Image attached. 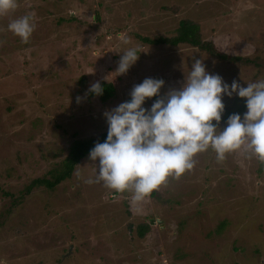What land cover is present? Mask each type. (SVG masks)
Segmentation results:
<instances>
[{
  "label": "rangeland",
  "instance_id": "1",
  "mask_svg": "<svg viewBox=\"0 0 264 264\" xmlns=\"http://www.w3.org/2000/svg\"><path fill=\"white\" fill-rule=\"evenodd\" d=\"M26 12L35 29L21 43L6 25ZM183 19L199 24L201 38L222 51L264 60V0H18L0 17V264H264V160L245 145L221 160L211 147L196 153L191 169L168 175L140 200L131 188L95 180L88 155L54 190L25 194L75 139L107 131L102 113L130 99L145 77L162 78L163 95L179 88L200 58L229 84L264 80V67L139 37L173 38ZM127 47L142 52L116 75ZM101 80L115 84L106 101L89 96ZM244 99L233 94L223 102ZM150 218V230L139 236L138 225Z\"/></svg>",
  "mask_w": 264,
  "mask_h": 264
},
{
  "label": "clouds",
  "instance_id": "2",
  "mask_svg": "<svg viewBox=\"0 0 264 264\" xmlns=\"http://www.w3.org/2000/svg\"><path fill=\"white\" fill-rule=\"evenodd\" d=\"M17 7L18 0H0V17ZM6 27L21 43H27L35 29L34 15L26 12L14 16ZM123 43H128L126 37ZM141 52L136 47L124 48L116 75L126 73ZM189 69L182 85L163 95L160 90L165 81L145 77L132 86L130 99L102 113L107 123L106 138L96 142L88 154L97 165L95 180L116 191L131 188L133 198L140 200L168 175L178 177L191 169L194 155L209 147L218 160L242 145L264 160V80L247 82L246 86L236 80L229 84L219 74L210 73L200 58L194 59ZM103 90L99 81L89 86L95 95L103 94ZM233 94L246 98L247 111L242 116L228 115L221 129L223 97ZM154 96L156 99L145 107L146 99ZM88 182L94 181L90 178Z\"/></svg>",
  "mask_w": 264,
  "mask_h": 264
},
{
  "label": "trees",
  "instance_id": "3",
  "mask_svg": "<svg viewBox=\"0 0 264 264\" xmlns=\"http://www.w3.org/2000/svg\"><path fill=\"white\" fill-rule=\"evenodd\" d=\"M141 40L146 43L158 45V44H172L177 45L179 43H188L193 46L198 47L199 49L206 51L212 57L217 58L220 61L226 62H240L248 65H255L258 67H264V60L259 57L249 58L244 56H235L227 52L222 51L217 46L214 45V42L205 41L201 38L199 24L194 23L190 20H180L178 33L175 37H157L150 38L148 36H139ZM80 83L83 88L85 86L84 76L80 78ZM103 87V94L98 95L102 101L110 99L115 94V84L114 82H107L106 80L100 81ZM89 96H96L91 91H89ZM225 112L222 113L221 121L219 124L225 123L228 115L232 113H240L241 115L246 110L245 99L242 103L225 105ZM107 131H104L100 134L98 138H78L75 139L70 145L67 155L61 160L58 164L53 165L49 168L46 174L42 176L35 177L25 188V194L30 193L35 188H46L48 190H54L60 183L69 179L72 176V173L76 169V166L89 154L90 149L94 146L96 142H103L106 138ZM24 193L18 196L16 202L21 201L25 195ZM154 219L150 218V223L140 224L137 227V232L139 236L143 237L151 228V223ZM224 222L220 224L219 229H222Z\"/></svg>",
  "mask_w": 264,
  "mask_h": 264
},
{
  "label": "bare ground",
  "instance_id": "4",
  "mask_svg": "<svg viewBox=\"0 0 264 264\" xmlns=\"http://www.w3.org/2000/svg\"><path fill=\"white\" fill-rule=\"evenodd\" d=\"M165 189V188H164ZM45 193V192H44Z\"/></svg>",
  "mask_w": 264,
  "mask_h": 264
}]
</instances>
